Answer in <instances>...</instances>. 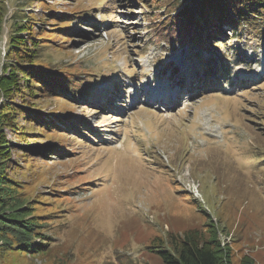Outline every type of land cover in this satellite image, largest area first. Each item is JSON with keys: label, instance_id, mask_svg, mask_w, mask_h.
<instances>
[{"label": "rangeland", "instance_id": "obj_1", "mask_svg": "<svg viewBox=\"0 0 264 264\" xmlns=\"http://www.w3.org/2000/svg\"><path fill=\"white\" fill-rule=\"evenodd\" d=\"M202 1L0 0V67L27 58L7 37L22 7V47L42 38L38 67L76 86L19 70L0 99V215L34 219L46 244L0 239V264H165L158 250L196 230L229 264H264V14L235 25L207 0V20ZM171 84L175 106L148 100Z\"/></svg>", "mask_w": 264, "mask_h": 264}, {"label": "trees", "instance_id": "obj_2", "mask_svg": "<svg viewBox=\"0 0 264 264\" xmlns=\"http://www.w3.org/2000/svg\"><path fill=\"white\" fill-rule=\"evenodd\" d=\"M113 1L117 2V0ZM214 1L217 7L220 8L222 14L227 16L228 23L234 22V24H237L238 21H235V19L239 18L243 21L247 20V24H252L253 22L249 20V18H253L259 14H264V6H261L264 5V0H242L244 3L247 1L250 2L248 7L245 4H241V0ZM206 2L207 0H203L201 2L199 8H202V10L199 13L204 18L209 20V16H207L204 12ZM208 5L212 10H214L210 3H208ZM242 6L245 7L242 8ZM19 9L22 10L23 16L21 18L18 16V18H16V16L14 17V26L11 28L7 37L9 38V49L13 48V52L18 55L17 58H21V55H26L27 58H21V60L15 59L12 63H8V65L5 64L3 67H0V99L4 96V94H8L10 87H15V85L17 86V82L19 80L17 72L19 70H22V73L29 78L40 79V83L44 86V90L50 89L49 91L51 94L52 92H55L54 88L57 87L61 88V92H65L66 90L76 91V86H74L71 81L60 79L57 75L51 72H46L44 69L38 67L42 65L40 61H36L42 57V48L39 44L33 42H37L38 39L41 40L42 38H35L36 40L31 43L30 47H22V45L26 44L28 40L30 41L33 39V36L29 38L31 33L33 34V23L30 21L32 16L29 15L24 8L21 7ZM7 13L8 9H6L2 14L0 21L1 28H3V22L7 19ZM51 13L53 15H57L58 17L67 15L64 11H60V13ZM74 14L75 13H69L68 16L72 17ZM79 18L82 19V15H80ZM259 18L263 19L262 17ZM70 20V18H67V21ZM181 20H185V23H189V30L191 32H195L197 30L196 32L200 33L199 27H201V25L195 17L192 19L184 17V19L182 18ZM70 24L71 23L68 25L65 24L62 28L70 29L72 28ZM83 80L84 79L82 78L75 79L74 82L79 86L80 84H83ZM29 82L30 81H28V84ZM59 96H64V94H59ZM34 111L35 114L31 115L32 118H38L41 115L40 112L38 110ZM3 120L7 121L9 118L7 117V113L0 111V130L2 129ZM4 141L5 136L0 133V155L5 152L2 149V146L5 144ZM1 175L2 172L0 171V176ZM20 216L22 215L14 216L13 214H10L3 215L0 218V239H3L5 244H7L10 249H13L15 245L24 247L23 249L26 251L31 249L41 250V248H44L46 244L44 240H42L43 233H41L38 229V227L42 225H39L38 222L34 221V219L27 220ZM36 237H39L41 241H36ZM228 250L229 249L227 247L222 245L221 240L217 239V235H215L213 239H203L200 233L196 230L189 231L176 239L172 248H161L158 252L165 264H229Z\"/></svg>", "mask_w": 264, "mask_h": 264}, {"label": "bare ground", "instance_id": "obj_3", "mask_svg": "<svg viewBox=\"0 0 264 264\" xmlns=\"http://www.w3.org/2000/svg\"><path fill=\"white\" fill-rule=\"evenodd\" d=\"M181 89L180 86H177V88L173 87V84H171L170 87H163L162 85H157V90H155V92L150 91L148 93L149 96L148 100L152 102L156 101L160 103L161 106L162 105L166 106L168 104L169 107H173L175 106L176 103H178L179 99L183 96V89L182 90ZM121 97H125V94L122 93ZM133 101L131 105L137 103L136 100L133 99Z\"/></svg>", "mask_w": 264, "mask_h": 264}]
</instances>
